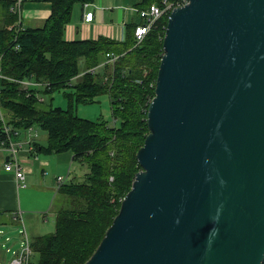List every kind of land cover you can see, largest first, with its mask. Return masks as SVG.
<instances>
[{"label": "water", "instance_id": "95a60500", "mask_svg": "<svg viewBox=\"0 0 264 264\" xmlns=\"http://www.w3.org/2000/svg\"><path fill=\"white\" fill-rule=\"evenodd\" d=\"M147 124L84 264H264V0L170 12Z\"/></svg>", "mask_w": 264, "mask_h": 264}, {"label": "trees", "instance_id": "16d2710c", "mask_svg": "<svg viewBox=\"0 0 264 264\" xmlns=\"http://www.w3.org/2000/svg\"><path fill=\"white\" fill-rule=\"evenodd\" d=\"M1 1L9 9L0 27V106L6 120L14 128L36 125L47 133L46 144L35 143L36 153L71 151L73 160L88 166L82 179L69 180L60 189L67 207L57 213L55 232L32 239L34 263L84 264L141 170L137 152L149 132L147 110L155 96L168 16L159 18L141 41L135 28L142 19L126 26L122 41L106 36L71 40L65 31L75 6L96 0H46L50 16L39 26L22 29L16 23L18 16L10 11L13 1ZM162 1L140 0L135 7L145 9ZM108 53L118 55L115 65L105 63ZM101 63L107 68L102 75L84 73ZM12 79H33L44 86L26 91ZM67 88H73L65 93L67 108L39 107L41 91L51 94ZM102 93L109 94L115 125L81 118L74 111L76 105L95 102ZM2 138L0 128V145Z\"/></svg>", "mask_w": 264, "mask_h": 264}, {"label": "crops", "instance_id": "0c3cea01", "mask_svg": "<svg viewBox=\"0 0 264 264\" xmlns=\"http://www.w3.org/2000/svg\"><path fill=\"white\" fill-rule=\"evenodd\" d=\"M124 1L126 0H99L97 4H92L86 8L80 4L76 5L73 10L72 19L67 25V38L71 40H86L106 36L113 40L122 41L126 26L129 23L137 21L133 17V14L135 16L137 12L133 9H128L129 7H135V5L126 6L128 10L126 7L123 9L119 4ZM139 1L135 0V3ZM90 7L94 8L91 9ZM88 11L95 12L94 19L89 17ZM3 14L5 13L0 9V17ZM50 14L51 6L48 1L22 0V25L24 27L39 26ZM3 23H5V19L0 22V24ZM47 140V135L43 136L42 139L39 133L35 142L37 145H44L47 143ZM20 154L25 170L26 187H19L14 173L5 170L4 164L9 155L7 152L0 150V222H3L5 226H11L10 223L15 222L13 218L18 212L16 209L17 201L19 206L21 205L18 196L22 194L26 195L28 191L35 190L44 192L47 197H50L51 193L55 191V174H48L46 170L52 171L54 167H61L63 168L62 171H64L67 165L71 163V158L73 157V153L62 155H58L57 153L50 155L37 153V156H35L22 151ZM47 176H49V180H46ZM75 178H78V176H73L70 180ZM33 211L41 212V210Z\"/></svg>", "mask_w": 264, "mask_h": 264}, {"label": "rangeland", "instance_id": "374dc122", "mask_svg": "<svg viewBox=\"0 0 264 264\" xmlns=\"http://www.w3.org/2000/svg\"><path fill=\"white\" fill-rule=\"evenodd\" d=\"M98 1L99 0H96L93 3L87 4L85 8L89 7L92 4H97ZM0 2H1L0 9L3 13H5L0 17V22H1L4 19L6 20L8 19L9 9L6 3H2L1 0ZM134 3L135 0H131V1L126 0L123 3H120L119 5L123 9H125L126 6L135 5L137 2L135 4ZM90 8L93 9L94 7H90ZM88 15L92 19L95 18V12L93 11H88ZM133 17H135L137 21L141 19L138 13L135 16L133 14ZM3 24H0V26H2ZM121 31L123 32L122 29ZM65 35L68 36L67 28L65 31ZM106 70H107L106 65H103L102 63L95 67V73H98L100 75L105 73ZM39 88H43V87H39ZM72 90L73 88H67L65 90L56 91L51 94L42 93L41 91L40 98L42 102H40L39 107L42 109H48L50 107H56V106L67 108L69 98L65 95V93L66 92L70 93ZM74 111L81 118L92 119V120L103 119L104 121L109 122L111 126L115 119L112 114V102L108 93H102L98 95L95 102L80 103L76 105ZM36 128L37 131L40 133L41 138L43 139V136H46L47 133L39 127ZM65 153H72V152L64 151L57 154L62 155ZM69 167L71 170V173L69 175L70 178H72L73 176H78L77 179H82L84 177V173L88 171V166L86 164H81L77 160H73L72 157L71 163L67 165L64 171H62L63 168L61 167H54L52 171L47 169L46 173L48 174L53 173L55 174V177L58 174L67 175L68 173L67 171ZM46 180H49V176L46 177ZM111 181H113V179ZM64 199L65 198L62 195V193L56 192V190L51 193L50 197H47V195L44 192L35 191V190L28 191L26 195L22 194L18 196V200L21 205L19 206L17 201L16 209L18 211L23 212L22 214H23L24 223L27 227V231L31 238L40 235H48L55 232L57 213L62 208L67 207V203ZM33 210H41V212H34ZM10 225L11 226L4 225V232L0 234V264H5V262L9 261L10 258L12 257L11 252L10 253L6 252L7 247H11L12 244L13 245L12 250H14L19 246V241H18V237H20L19 230L22 228L23 223H21L20 221H16V222H11ZM7 236L11 237L10 242L6 241Z\"/></svg>", "mask_w": 264, "mask_h": 264}, {"label": "built area", "instance_id": "2783aa9c", "mask_svg": "<svg viewBox=\"0 0 264 264\" xmlns=\"http://www.w3.org/2000/svg\"><path fill=\"white\" fill-rule=\"evenodd\" d=\"M10 6V11L18 16L17 25L19 29H22V0H12ZM189 0H163L161 3H153L148 8L139 9L137 7H129L128 9L135 10L139 17L142 19V22L139 23L135 28V36L138 41H141L145 35L150 31L152 25L163 15H169L170 12L179 6L185 5ZM87 5V4H86ZM84 5V6H86ZM125 39V34L122 37V40ZM18 48V46H16ZM118 55L114 53L107 54V60L105 63L115 65ZM1 71V67H0ZM86 72H95V68L84 71ZM1 77V72H0ZM110 76L106 77L105 80H108ZM22 86L23 90L29 91L33 87H43L44 83L36 82L33 79H24L17 80L12 79ZM116 124L114 119L113 124ZM38 126H29L27 128H14L6 120L4 113L0 106V128L2 129L3 138L0 145V150H3L8 153L9 159L5 161L4 168L8 172H13L16 182L19 187H26V176L25 170L22 165L21 152L26 151L32 155L37 156L35 139L38 136L37 128ZM71 171L69 170L67 175H57L55 177V190L59 192L60 189L70 180ZM113 177H111V180ZM13 218V217H12ZM14 221H20L23 223L22 228L19 230L20 237H18L19 246L12 250L11 247L6 248V252L12 253V257L5 264H35V252L32 246V238L30 237L27 227L24 223L23 214L21 211H18L14 216ZM4 232V225L0 224V234ZM7 242L11 241V237L7 236ZM14 243V242H13Z\"/></svg>", "mask_w": 264, "mask_h": 264}]
</instances>
